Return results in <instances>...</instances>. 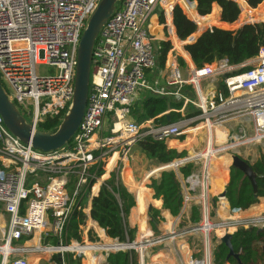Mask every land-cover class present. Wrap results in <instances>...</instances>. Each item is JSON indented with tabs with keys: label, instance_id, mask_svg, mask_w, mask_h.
<instances>
[{
	"label": "built area",
	"instance_id": "obj_1",
	"mask_svg": "<svg viewBox=\"0 0 264 264\" xmlns=\"http://www.w3.org/2000/svg\"><path fill=\"white\" fill-rule=\"evenodd\" d=\"M233 1L240 12L251 9L244 0H240L242 6L239 0ZM98 2L0 0V85L32 130L44 131L40 125L48 118H58L70 104L78 44ZM162 3L161 8L158 5ZM179 5L180 0L118 3L95 40L84 114L64 147L49 152L33 149L12 135L0 117V264H30L31 257L45 253L50 257L61 254L60 262L54 264H65L67 254L74 252L69 249L81 246L67 239L73 214L84 216L77 234L87 239L88 231L93 233L99 228L90 215L91 203L101 184L110 177L105 170L106 162L116 152L117 162L123 163L131 147L145 137L157 142L176 140L195 129L191 127L195 122L212 120L213 124L221 125L229 116H236L241 121V130L251 129V141H264L263 49L237 66L216 60L201 68L193 64L187 67L185 63L180 67L177 57L172 55L164 84L155 87L148 83L147 74L156 68V46L148 30L150 17L156 9L165 15ZM256 20L245 19L240 26L264 23ZM43 64L51 70L47 75H38L36 66ZM246 66L251 68L235 73ZM207 81L217 88L206 91L205 96L202 84ZM218 85L225 88V97ZM184 87L194 91L195 101L186 98ZM147 93L181 101V108L176 110L179 118L165 124H156L152 119L139 125L126 121L131 108ZM188 106L193 107L191 114H198L185 118ZM209 139L207 144L212 148ZM216 148H212V155L220 156L222 150ZM199 155L176 160L173 172L186 164H195L202 159ZM212 155L203 158V163L187 178L176 176L181 189V215L189 207L198 206L201 220L185 230L173 228L168 234L171 244L183 240L176 252L180 264H214L210 233L215 226H221L223 233L217 238L218 246L223 234H232L229 228L241 221L234 215L226 222H211L229 213L225 199H215L213 203V197L209 196ZM196 190L201 192L198 197L194 195ZM198 232L206 240L200 255H196L198 251L191 253L186 243ZM139 264L154 263H144L141 258Z\"/></svg>",
	"mask_w": 264,
	"mask_h": 264
},
{
	"label": "trees",
	"instance_id": "obj_2",
	"mask_svg": "<svg viewBox=\"0 0 264 264\" xmlns=\"http://www.w3.org/2000/svg\"><path fill=\"white\" fill-rule=\"evenodd\" d=\"M188 1L196 2V6L194 3L189 4L184 0H180V3L185 14L190 17V19L183 13L180 7L174 6L171 10V21L170 15L167 13V27L169 37L175 49L186 61L190 58L195 68L211 65L216 60H226L231 66L241 65L256 57L260 49L264 50V23H246L233 29L221 27L207 28L202 31L193 42L182 48L183 41L195 35L198 30L204 29L211 24H217L215 14H210L213 5L219 10L218 17L221 23L234 26L240 15V9L233 0ZM244 1L249 8L255 9L263 0ZM191 12L194 15L192 17L190 15ZM251 16L253 19L260 18L264 20V4L256 11L251 12ZM253 19L251 18L249 20ZM256 19H254V21H257ZM164 23V16L160 13L159 24L164 25ZM155 28H153V34L158 33ZM171 49L172 46L169 41H160L157 43L155 52L156 66L159 65L160 68H164ZM170 56H172V54ZM177 63L180 67L185 66L180 57H177ZM250 68L251 66L242 67L235 73H242ZM185 88L187 91H191L190 87ZM218 88H220L222 95L225 97L227 95L225 88L221 85H218ZM181 106L182 102L175 98L160 97L147 93L134 104L127 118L134 124H139L150 119L154 120L156 124L172 123L179 118V114L176 110H179ZM65 113L66 109L60 112L58 118L46 119V121L40 125L41 129L48 132L53 131ZM180 139H183V136L180 137ZM194 140L195 137H189L188 139L189 142H193ZM136 145L141 151L145 152L159 164H169L172 160L181 159L185 155L184 152L180 154L172 151L169 152L174 145L166 142H157L150 137L139 140ZM195 168L194 164L189 163L179 168V172L183 178H187ZM251 168L258 176L256 180L258 195L256 201L253 200L249 182L246 179H242V174L239 171L229 167V179L225 186V200L229 209L232 211L243 212L251 210L259 205L261 200H264V155H260L253 164H251ZM150 172L155 173L156 169ZM101 173L102 171L98 174L100 175ZM145 178L146 176H143V181ZM223 178L226 183V170H224ZM97 188L98 184L95 183L93 189L96 190ZM131 189L132 188H129V191ZM144 191L147 193V199L151 204L150 211L152 212L153 218H158V213L165 215L166 218H168L169 215L172 218L178 216L182 206V197L180 195L179 182L173 171H162L158 178L150 179V184L146 187L144 186ZM134 195L142 212L146 202L145 194L139 187H134ZM196 208V206H193L191 209L192 222L198 221V212ZM135 209L136 202L132 196L127 193L125 187L120 183L117 177L110 176L105 180L101 184L97 196L93 198L91 203V218L99 226V228L96 227L94 229L92 234L97 239L94 240V242L98 241L99 243H104L109 241L108 238L117 240L120 243L125 242V239L128 238L129 242H133L135 229H130L128 227V216L131 210V218L133 222L137 224L134 218ZM83 223L84 216L74 213L68 227V240L80 239V236L77 234V228ZM148 224L150 228L151 220ZM138 230L139 234L145 230V222L143 219L139 221ZM255 232L256 228L252 230L238 228L232 233L231 245L234 252L239 254L242 264H258V262L264 264V254L261 252L262 247H264V231L257 234H255ZM213 254L214 264H235L233 259H229L227 262L225 261L227 249L221 244L216 246ZM134 255L135 252L133 251H117L114 254L108 255L106 264H135L136 258L133 257ZM50 261L52 263H57L58 260L56 256H52ZM68 263L74 264L71 260H69Z\"/></svg>",
	"mask_w": 264,
	"mask_h": 264
},
{
	"label": "rangeland",
	"instance_id": "obj_3",
	"mask_svg": "<svg viewBox=\"0 0 264 264\" xmlns=\"http://www.w3.org/2000/svg\"><path fill=\"white\" fill-rule=\"evenodd\" d=\"M236 1H238V0H236ZM190 3L195 4L196 2L192 1ZM163 4L164 3L159 4L158 6L162 8ZM263 4H264V0L260 4V6ZM240 5L241 6L243 5V3L241 1H240ZM241 6H240V8H241ZM178 7H180L182 11L184 10L181 3ZM259 8L260 7L258 5L255 8V10L259 9ZM217 11H218L217 7L215 5H213L211 8L210 14L212 13V14H215V16H217L216 15ZM242 12H244V11L242 10L240 12V15H242L241 17L243 18L244 15L242 14ZM153 14H155V13H153ZM165 15L167 17V14H165ZM188 18H190V17H188ZM164 21H165L164 24H166L167 23L166 20H164ZM216 21H217V24L208 25V26H206L205 29H207L209 27H216L220 22V21L218 22L217 17H216ZM224 26H227V25H221V26L219 25V27H222V28H224ZM231 28L232 27H229V29H231ZM200 30H202V29H200ZM163 33L164 34L163 35L161 34L160 35L161 37L158 39L160 40L163 36L164 41L170 42L172 49L169 52V56L167 58L168 60L165 63L164 68H160L159 65H157L154 71L156 72V74L160 73L161 76L166 77V71L168 69V63L170 61V58H171L170 55L171 54L175 58L180 57V58H182V60H185V59H183V57H181L179 52L175 49L174 44L172 43V40L169 37V33H167V29H165ZM152 37L154 39L155 46L157 48L156 41L158 43V39L156 38V36L154 34L152 35ZM185 42L186 41H183L182 48L185 45ZM50 70H51V67H49L48 65H45V64L36 66V73L38 75H47L50 72ZM156 74H154V72H153V76H154L153 82L155 84H158L161 80L155 79ZM150 79L152 80V73L150 74L149 82H151ZM150 84L152 85V83H150ZM190 90L191 91L189 92L184 87L182 91L185 94H187V97H186L187 99H189V100L191 99V100L195 101V99H196L195 93L191 88H190ZM165 97H167V96H165ZM192 109H193L192 106H188V108L186 109V112H184L185 118H190V117H193V116L198 114V113H196L194 115L191 114ZM128 119L129 118H127L126 121H129ZM202 123H205V122H201V121L195 122V124H193L191 127H194V126L196 127V125H199ZM240 123H241V121L238 120V118H236V116H229L226 119L225 123H223L221 125L213 124L212 120L210 122V124L212 125V127L209 131L210 135H211V137H210L211 138V146L213 149H217L216 147H218V148H221V150H222V154L220 156L212 155L210 158V161H211V163H210L211 178H210V185H209L210 191H211V188L214 187L213 186L214 185L213 180L215 178L213 179V177L217 176V167L224 168V170H226V173L227 174L229 173L230 162L224 153L236 154L250 164H253V162L260 155H264V141H259V142L251 141L250 140V138L252 136L251 129L248 128L246 130H241ZM216 128H220L219 130L224 131L225 136H226V131H228V133H227L228 135L226 137L223 136L224 137L223 141L219 142V143H216L217 142ZM188 131H190V130H188ZM240 131H242V132H240ZM197 132H193V133L192 132H186L185 133V135H184L185 139L184 138L183 139L185 142V149L186 150H184V151L169 150V152L172 151V152H175L177 154H180L181 152L185 153V155L181 159H174V160H172V162H174L176 160H184L186 158H191V157L195 156L196 154L205 152V149L209 146L207 144L208 143L207 140L209 138V132H207L205 130H201V129H200V131H197ZM189 137H195V141H193L194 143L188 141ZM179 140H181V139H179ZM232 140H233V143H231ZM235 142H238V145L235 147H230L232 144H235ZM218 157L222 158L223 163L222 162L219 163L216 160ZM119 159L122 160L121 157H119ZM203 161H204L203 158L201 160L197 159L195 161V164H194L195 167H197V169H198V167L200 166V164L203 163ZM125 164H126V167L128 168V172H124L125 177L122 180V173H123ZM125 164L122 163L121 161H118L117 164L115 165V167L113 168V170L111 172H109V176L117 177V179L120 181V183L124 187H125L126 183H131L130 181L140 182L146 173H149L150 171H152L153 169H155L157 167L155 161L149 155H147L145 152L141 151L139 149V147H137L136 144L134 146H132L131 149L129 150V152L126 156ZM164 168H166V167H164ZM162 171H173V169L172 168L171 169H165ZM162 171H158L157 173L148 177L144 186L146 187L147 185L150 184V179L158 178L159 174ZM174 172H175L176 176L179 178V176L181 175L180 172L179 171L177 172L176 170H174ZM107 178L108 177H105V179H107ZM182 179H185V178H182ZM228 179H229V176H228ZM143 182H145V180ZM124 183H125V185H124ZM225 186H226V184H224L220 190L216 189V190H213L212 193H209L210 198H212V197L216 198V196L221 193V191L225 188ZM125 189H126V187H125ZM133 189H134V187L130 190V192L132 194H133ZM126 191L128 194L130 193L127 189H126ZM180 192H181V189H180ZM200 194H201L200 190H196L194 192V195L196 197H198ZM212 194H213V196H212ZM159 199H161V198H159ZM192 207L193 206L189 207V209L183 215H181V212H179L178 216H176L175 218H172L169 214H168L169 215L168 218H166L165 215L159 214V213H158V218H153L152 212L149 211L148 214H149V218L151 220V225H150V232L151 233L148 231L149 235L147 236L146 240L141 242L142 245H140V247L136 246L133 250H123V251L135 252V255L133 256L136 258L135 264H139V261L141 258H143L144 263L180 264V261H179L178 257L176 256V252L178 251V244L181 243L183 240L180 242H175L174 244H171V241L169 240L170 238H169L168 234L173 228L177 231H180V230L188 229L189 226H192L193 224H199L200 223L201 220H200L199 213H198V221L197 222L191 221V215H192L191 209H192ZM196 207H197L196 209L198 212L199 207L198 206H196ZM144 208L146 209L145 206H144ZM137 209L140 210V208L138 207V204H136V210L135 211H138ZM131 210H130V213L128 216V227L130 229H133V228L135 229V237H134L133 242L138 243V240H139L138 228H137V224H135V222H133V220L131 218ZM143 211H144V209H143ZM180 211H181V209H180ZM146 212H147V210H146ZM234 215H239L238 219H240L241 221H238L237 225H233L234 228L230 227L228 232L234 233L238 228H244V229L256 228V226L261 225L260 223H264V200H261L260 204L255 206L252 210L240 212V211H232L229 209V213L227 215H225L226 217L224 216V214L223 215L221 214V215H219L218 218L211 219V222L217 223V224L221 223V222H226L227 220L230 219L229 216H234ZM211 216L214 217V212L211 213ZM136 217H138V219L141 218L140 214ZM253 226H255V227H253ZM224 231H226V230H224ZM185 233H187V232H185ZM222 233H223V231L221 229V226L217 225V226H215L214 230L209 235L210 236L209 240H210L211 245L214 246V250L216 248L217 238L220 235H222ZM92 234H93L92 232L88 231L87 232V239H86V237H84V235L83 236L81 235L79 240H76V239H73V240H75L77 242V244H79L81 246L85 244V241H86V243H89V244H91V243L94 244L96 242L98 243V241L94 242V240H97V239ZM127 240H128V238L125 239V242ZM112 241H115V240H112ZM204 241H206V240L204 239L202 234L200 232H198L197 234L193 235V238L189 237V239L186 243H187L188 249L191 253H192V251L193 252L198 251L196 253V255H200L204 250ZM125 242H123V243H125ZM191 243H192V245H191ZM120 244H122V243H120ZM115 252H117V251L112 250L111 252H108L107 254L103 253L102 256H97L95 258L92 257L90 259V264H100V262L102 260H104V261L101 264H106L107 256L110 254H114ZM50 258H52V256L50 257V255L48 253H45L44 255H41L40 257H31L29 261H30V264H54L49 260ZM69 260H71L74 264H86L87 263L86 259L84 257L80 258V256L76 252H71V253L67 254L66 259H65V264H69L68 263Z\"/></svg>",
	"mask_w": 264,
	"mask_h": 264
},
{
	"label": "water",
	"instance_id": "obj_4",
	"mask_svg": "<svg viewBox=\"0 0 264 264\" xmlns=\"http://www.w3.org/2000/svg\"><path fill=\"white\" fill-rule=\"evenodd\" d=\"M121 1L122 0H99L96 8L88 18L77 48L72 99L66 108V113L63 115L59 124L53 131L48 132L32 130L31 125L26 122L16 106L9 100L0 85V117L5 128L19 141L24 144H30L33 149L40 150L42 152H49L64 147L71 140L83 117L86 106L88 83L91 71L92 49L95 40L100 29L113 15L116 10V6ZM216 27H219V25ZM204 30L205 28L198 30L195 35L189 37L186 40L185 45L193 42ZM224 154L230 162L229 167L239 171L242 174V179H246L249 182L253 194V200L256 201L258 196L256 180L258 176L252 170L251 164L236 154ZM176 167L177 165H175V168ZM225 197L226 192L224 188L221 193L216 196V198H212L211 201L214 203L215 199L224 200ZM248 229L251 230L252 228ZM263 231L264 224L256 227V233ZM231 238L232 234L230 233H226L220 238V244L227 249L225 261L227 262L229 259H233L235 264H242L239 254L235 253L233 250ZM108 240L116 251L133 250L136 246L140 247V245H137L135 242H129L128 240L122 244H120L117 240L112 241L110 238H108ZM261 252L264 254V247H262ZM56 258L58 262H60L61 254H57ZM258 264L261 263L258 262Z\"/></svg>",
	"mask_w": 264,
	"mask_h": 264
},
{
	"label": "crops",
	"instance_id": "obj_5",
	"mask_svg": "<svg viewBox=\"0 0 264 264\" xmlns=\"http://www.w3.org/2000/svg\"><path fill=\"white\" fill-rule=\"evenodd\" d=\"M185 2H187V0H184ZM187 3H189V2H187ZM189 4H192V3H189ZM247 5V4H246ZM195 6H196V4H195ZM248 7V6H247ZM259 7H260V5H259ZM218 9V8H217ZM249 9V8H248ZM257 10V9H256ZM255 9H249V10H243L244 12H242V14L244 15V19H242L241 17H239V19H238V21H237V23L234 25V26H230V25H228V24H225V23H221V22H219V17H218V12H219V10L217 11V19H218V22H219V24L218 25H227V26H224V28H226V29H229V27H232L231 29H233V28H238L243 22H245V19H247V20H249V19H253V17L251 16V12H254V11H256ZM195 12H196V10H195ZM153 13H155V14H153ZM152 13V15H151V17H150V21H149V23H148V30H149V33L150 34H152L153 35V33H154V30H153V28H155L156 29V32L158 31V33H156V34H154L155 36H156V38L158 39V38H160L161 36V34L163 35L164 33V30L165 29H167V33H168V18L166 17V15H163L164 16V20H166V24H164V25H160L159 24V14L160 13H162V11L160 10V9H156L155 10V12H153ZM183 13H185L184 12V10H183ZM196 14H197V12H196ZM169 15H170V21H171V12H169ZM190 15H191V17L192 16H194L193 15V13L191 12L190 13ZM242 16V15H241ZM188 17V16H187ZM254 19H256V18H254ZM260 19V18H259ZM223 27V26H222ZM221 27V28H222ZM174 31V30H173ZM175 35V34H174ZM160 41H164L163 40V36H162V38L159 40L158 39V42H160ZM156 44H157V41H156ZM188 55V54H187ZM188 58H189V55H188ZM184 59V58H183ZM184 61V63L186 64V66L187 67H189V66H192V63H191V60H190V58H189V60L188 61H186V60H183ZM155 69H153L152 71H150L148 74H147V80H148V83H152V85L153 86H155V87H159V86H162L163 84H164V76H161L160 75V73H157L156 74V72L154 71ZM184 71V70H183ZM153 72H154V74H156V76H155V79L156 80H158V79H160L161 81L158 83V84H155L154 82H153V79H154V76H153ZM152 73V80L150 79V81L151 82H149V77H150V74ZM183 74H184V72H183ZM166 75H167V71H166ZM202 88H203V92H204V95L206 96L207 95V92H209V91H211V90H214V89H216L217 87L215 86V85H212V82H209V81H207V82H203V84H202ZM211 89V90H210ZM207 91V92H206ZM228 133V131H226V136L228 135L227 134ZM225 136V137H226ZM183 138L185 139V136H183ZM180 139V138H179ZM179 139H170V140H167V141H165L166 143H171V145H174L172 148H171V150H175V151H184V150H186L185 149V142H184V139H181V140H179ZM182 144H181V143ZM156 163V162H155ZM223 163V162H222ZM221 163V164H222ZM156 165H157V167L156 168H161L162 170L163 169H169L170 168V163L169 164H159V163H156ZM164 167H166V168H164ZM155 168V169H156ZM173 168V167H172ZM223 169V168H222ZM158 172V170L156 169V172L155 173H157ZM155 173H151V172H149V174L148 173H146L144 176H146L147 177V175H153V174H155ZM223 173H224V171H222L221 170V173H220V175L222 176V178L221 179H219L218 180V183H221V185H223V184H226L225 183V180H224V178H223ZM143 179V178H142ZM145 180H146V178H145ZM226 182H228V174H227V181ZM137 184H138V182H136ZM140 183V185H138L139 187H140V189L143 191V193L145 194V207H146V204H147V201H148V199H147V193L144 191V184L146 183V182H143L142 180L139 182ZM133 188V187H132ZM213 190H215V188L214 187H212L211 188V193L213 192ZM133 194H134V189H133ZM131 196V195H130ZM135 196V195H134ZM212 196H213V194H212ZM218 196V195H217ZM136 198V197H135ZM138 202V201H137ZM149 202V201H148ZM138 207L140 208V210L139 209H137L138 211H134V218L135 219H137L136 221H138L137 222V228H138V224H139V221L141 220V219H143L144 220V222H145V230H144V232H142V233H140L139 234V230H138V235H141V234H143V233H145V232H147L146 233V236H148L149 234H148V231L150 232V228H149V219L147 218V212H146V209L144 208V211H142L141 212V207H140V205L138 204ZM136 210V209H135ZM252 210V209H251ZM167 212V211H166ZM140 214V216H141V218H139L138 219V217H136V216H138ZM151 233V232H150Z\"/></svg>",
	"mask_w": 264,
	"mask_h": 264
},
{
	"label": "bare ground",
	"instance_id": "obj_6",
	"mask_svg": "<svg viewBox=\"0 0 264 264\" xmlns=\"http://www.w3.org/2000/svg\"><path fill=\"white\" fill-rule=\"evenodd\" d=\"M140 124V123H139ZM138 124V125H139ZM211 127H212V125L210 124V122L209 123H202V124H199V125H197L196 126V128L195 129H193L192 131H188V132H197V131H200V129L201 130H205V131H207V132H209L210 131V129H211ZM220 128H216V138H217V142L216 143H219V142H222L223 141V139H224V137L223 136H225V133H224V131H222V130H219ZM198 133V132H197ZM197 135V134H196ZM209 137H211V135H210V132H209ZM211 139V138H210ZM210 139H209V141H210ZM195 141V140H194ZM194 143V142H193ZM238 145V142H235V144H233L232 146H230V147H235V146H237ZM193 147V146H192ZM193 150V149H192ZM212 153H213V149L211 148V147H207L206 149H205V152L204 153H199V154H201V155H199V157H202V158H207V156H210V155H212ZM195 154V153H194ZM117 155H116V152L114 153V155L112 156V157H110L109 159H108V161L106 162V165H105V170L107 171L106 173H109V172H111L112 170H113V168H114V166H115V164H116V162H117ZM219 163L222 161L223 162V160H222V158L221 157H218L217 159H216ZM124 164H125V161L123 162ZM178 164V161H174V162H171L170 163V168L169 169H171L172 167V169H174L175 168V165H177ZM219 166V165H218ZM221 166V165H220ZM158 171H162V169L160 168H156ZM154 170V169H153ZM163 170H165V169H163ZM221 170L222 171H224V168L222 169L221 167H217V176L216 177H213V186H214V188H215V190L216 189H221L222 188V186L224 185H221V183H218V180L219 179H221L222 178V176L220 175V173H221ZM124 172H128V168L126 167V164L124 165V170H123V173H122V180L124 179V177H125V173ZM104 176H106V174L104 175ZM151 175H147V177H146V180H147V178L148 177H150ZM146 180H145V182H146ZM142 181H143V179H142ZM131 183H126V185H125V183H124V185H125V187H126V189L129 191V188H132V187H139L138 185H140V183L138 182V184L136 183V182H134V181H130ZM139 189H140V187H139ZM130 192V191H129ZM129 195H131L132 196V198L134 199V201L136 202V204H138V202H137V200H136V198H135V196H134V194H132L131 192L129 193ZM145 206V205H144ZM150 207H151V204L147 201V204H146V210H147V218L150 220V218H149V215H148V212L150 211ZM226 210H227V208H226ZM255 212V211H254ZM253 214V213H252ZM225 215H227V213H224V216ZM239 216V215H238ZM250 216V215H249ZM226 217V216H225ZM146 233L147 232H145V233H143V234H141V235H139V240H138V243H136L137 245H142V241H144V240H146L147 239V236H146ZM159 244V243H158ZM145 245V244H144ZM142 247V246H141ZM168 249V248H167ZM70 251H74V252H76L79 256H80V258L81 257H84L85 259H86V261H87V263L86 264H90V259L92 258V257H97V256H102V254L103 253H105V254H107L108 252H111L112 250H114V247L111 245V243H110V241H106V242H104V243H94V244H89V243H86V245H83V246H80V247H76V246H72L70 249H69ZM151 260V259H150ZM103 261L104 260H102L101 262H100V264L101 263H103ZM152 261V260H151ZM159 262V261H158Z\"/></svg>",
	"mask_w": 264,
	"mask_h": 264
},
{
	"label": "flooded vegetation",
	"instance_id": "obj_7",
	"mask_svg": "<svg viewBox=\"0 0 264 264\" xmlns=\"http://www.w3.org/2000/svg\"><path fill=\"white\" fill-rule=\"evenodd\" d=\"M252 229H253V228H252ZM252 229H251V230H252ZM255 234H257V233L255 232Z\"/></svg>",
	"mask_w": 264,
	"mask_h": 264
}]
</instances>
